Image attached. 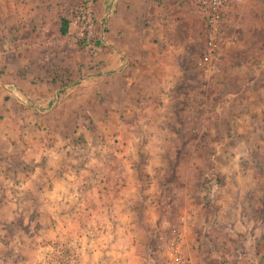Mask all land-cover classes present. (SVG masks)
<instances>
[{
	"label": "rangeland",
	"instance_id": "374dc122",
	"mask_svg": "<svg viewBox=\"0 0 264 264\" xmlns=\"http://www.w3.org/2000/svg\"><path fill=\"white\" fill-rule=\"evenodd\" d=\"M15 2L0 0V264H159L158 234L181 231L195 264H264V0H232L215 57L199 14L205 35L184 78L186 115L132 129L87 114L79 86L99 71L102 33L122 18L105 22L100 0ZM89 5L90 32L78 17ZM242 33L251 48L236 55ZM121 155L139 173L151 158L165 178L159 194L134 201L140 238L129 255Z\"/></svg>",
	"mask_w": 264,
	"mask_h": 264
},
{
	"label": "crops",
	"instance_id": "0c3cea01",
	"mask_svg": "<svg viewBox=\"0 0 264 264\" xmlns=\"http://www.w3.org/2000/svg\"><path fill=\"white\" fill-rule=\"evenodd\" d=\"M46 1L57 5L63 0ZM100 2L103 10L99 14L103 16L105 22L114 16L119 20L122 18V22L114 24L112 32L102 33L105 53L100 67L97 68L99 71L95 73L96 71L92 70L93 73L79 83L82 87L80 92L85 86V89H88L80 97L86 101L91 100L89 105L92 108L87 109L86 113L92 112L100 118L105 117L106 124L109 123L110 118H114L117 123L112 120L110 124L131 129L144 125L159 127V121L167 118L171 122L173 116L186 115L189 104L185 100H188L189 96L185 93L188 90L183 89L186 83L184 78L188 74V67L196 60L198 51L202 48L199 46V37L203 28L205 35V25L193 5V0H100ZM111 2L113 5L107 15ZM245 6L242 7V11ZM248 12L251 15V9ZM231 15L234 18L238 17ZM12 16L13 14L10 18ZM27 17L28 14L25 13L24 19ZM248 30L251 32V28ZM116 40L118 43L115 42ZM240 43L236 55L251 48L248 38L244 39V35ZM187 82L189 83V80ZM121 86L122 92H120ZM62 91H67V88ZM66 94L63 93L59 101L61 110ZM103 94L106 95V101L99 105L96 103L100 100L97 96ZM47 110L49 109L45 108L42 112ZM129 116H134L135 122L130 123L127 119ZM178 121L181 123L179 127H182L184 120ZM95 123L98 124L96 121ZM119 158L122 167L126 166L122 175L117 176L122 179L120 193L122 194V250L129 255L130 253H127L129 246L138 243L140 238V225L133 216L138 210L134 206V201L135 199L141 201L142 196L151 195L152 191L159 194V191L165 188L164 183L159 190L153 187L157 180L165 178L162 172L153 171L157 165L151 158H145L146 164L141 173L138 172L140 170L136 159L122 155ZM112 179L116 178L113 176ZM143 179L148 186L144 184ZM146 186L147 188L151 186L150 188L153 189L147 190ZM172 187L170 190H173ZM145 207L146 211L150 212V205L147 204Z\"/></svg>",
	"mask_w": 264,
	"mask_h": 264
},
{
	"label": "built area",
	"instance_id": "2783aa9c",
	"mask_svg": "<svg viewBox=\"0 0 264 264\" xmlns=\"http://www.w3.org/2000/svg\"><path fill=\"white\" fill-rule=\"evenodd\" d=\"M232 0H193L198 13L206 25V53L207 57H215L219 51L221 28L225 16L230 8ZM83 8L79 12V18L85 20L86 30L90 32L92 27L91 9ZM95 50L97 47L93 46ZM186 237L181 231L168 235L160 232L157 237L155 254L159 264H195L186 254Z\"/></svg>",
	"mask_w": 264,
	"mask_h": 264
},
{
	"label": "trees",
	"instance_id": "16d2710c",
	"mask_svg": "<svg viewBox=\"0 0 264 264\" xmlns=\"http://www.w3.org/2000/svg\"><path fill=\"white\" fill-rule=\"evenodd\" d=\"M61 25H62V26H61V29H60L61 33H62L63 35L67 34L69 21H67V20H65V19H62V21H61Z\"/></svg>",
	"mask_w": 264,
	"mask_h": 264
},
{
	"label": "water",
	"instance_id": "95a60500",
	"mask_svg": "<svg viewBox=\"0 0 264 264\" xmlns=\"http://www.w3.org/2000/svg\"><path fill=\"white\" fill-rule=\"evenodd\" d=\"M18 99V98H17ZM20 100V99H19ZM22 102V101H21ZM23 103V102H22ZM24 104V103H23Z\"/></svg>",
	"mask_w": 264,
	"mask_h": 264
}]
</instances>
